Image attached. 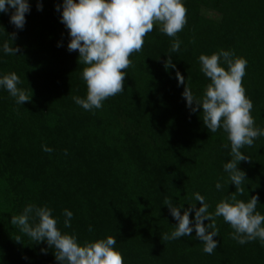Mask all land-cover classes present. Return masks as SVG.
Here are the masks:
<instances>
[{"label": "trees", "instance_id": "16d2710c", "mask_svg": "<svg viewBox=\"0 0 264 264\" xmlns=\"http://www.w3.org/2000/svg\"><path fill=\"white\" fill-rule=\"evenodd\" d=\"M40 2L38 11L37 0H29L22 30L9 22L11 10L0 13V44L18 48L16 55L0 52V75L17 74L18 87L30 96L18 105L0 88V264H58L45 241L36 243L10 224L29 203L53 209L57 227L80 242L115 237L124 264H264V245L238 244L222 217H216L218 246L211 255L194 230L192 237L163 239L176 224L166 198L183 213L200 206L194 199L200 193L211 213L221 200L255 195L264 214V136L241 149L249 160L238 163L246 176L238 193L223 168L232 159L227 134L207 130L176 79L178 70L200 97L210 81L198 57L234 51L247 60L242 86L254 126L264 128V0H183L180 50L170 53L173 38L154 25L141 51L129 57L124 91L92 111L72 99L86 96L85 65L78 51L67 50L68 30L55 8L62 0ZM169 54L175 69L164 67ZM64 209L73 213L70 228L63 225Z\"/></svg>", "mask_w": 264, "mask_h": 264}, {"label": "clouds", "instance_id": "9594fccd", "mask_svg": "<svg viewBox=\"0 0 264 264\" xmlns=\"http://www.w3.org/2000/svg\"><path fill=\"white\" fill-rule=\"evenodd\" d=\"M30 7L29 0H0V13L11 10L9 22L19 30L25 25V16L30 12ZM36 7L38 11L42 10L40 0H37ZM55 8L60 13V22L68 30L70 39L67 50L78 51L79 62L85 65L81 77L86 85V96H73L72 99L87 111L102 108L106 99L124 91L126 69L132 63L129 57L141 51L144 37L153 30L154 25L159 26L161 33L173 38L170 53H175L182 43L177 33L187 23V9L183 0H62ZM8 40L11 41L10 38ZM0 52L16 55L18 48L13 47L12 42H4L0 44ZM171 57L169 54L165 60V69H175ZM198 60L200 71L210 81L202 96L193 94L178 70L176 79L179 85L184 86L182 97L186 106L192 112L199 109L203 113L200 119L207 130L215 133L223 129L227 134L232 159L223 168L236 192L242 194L246 176L238 168V163L249 158L241 149L252 146L258 137L264 136V128L254 126L251 115L253 103L242 86L247 60L236 56L232 50L224 49L211 55L201 54ZM20 83L15 73L0 75V88L15 98L18 105L30 100V96L18 87ZM42 149L48 153L53 151L46 145ZM221 187L217 181L215 188L220 190ZM194 199L200 202V206L189 205L183 213L180 210L182 205H173L171 199H165L163 205L167 206L176 224L170 233L163 234L164 240L192 237L194 230L195 239L203 244L202 251L211 255L218 246V241L214 239L219 235L216 217H222L233 229L229 234L231 239L238 244L258 240L264 245V214L257 211V196L253 195L247 201L237 200L235 196L226 198L217 203L211 213L203 195L194 193ZM52 213L53 209L46 205L29 203L20 214L11 216L10 224L17 226L22 234L36 243L45 241L49 248L55 250L54 257L58 264H124L122 254L115 248V237L109 235L80 242L74 232H62L57 227V218ZM190 213H194L192 219ZM63 216L64 227L70 228L73 213L64 209ZM88 231H93L91 225ZM16 241L21 242L20 236Z\"/></svg>", "mask_w": 264, "mask_h": 264}]
</instances>
